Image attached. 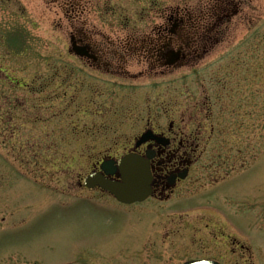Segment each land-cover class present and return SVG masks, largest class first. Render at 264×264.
Masks as SVG:
<instances>
[{"label":"rangeland","instance_id":"374dc122","mask_svg":"<svg viewBox=\"0 0 264 264\" xmlns=\"http://www.w3.org/2000/svg\"><path fill=\"white\" fill-rule=\"evenodd\" d=\"M157 1L195 17L200 12L209 16L223 0ZM226 14L217 44L189 80L191 87L213 89L231 60L238 61L237 69L246 76L253 75L250 87H244V95L250 92L252 100L240 109L251 113L249 121L243 114L240 125L245 164L224 175L223 170L213 173L214 166L209 169L202 160L184 184L194 186L172 202L121 205L108 195L84 190L81 179L106 150L114 151L113 157L123 152L129 135L140 128L134 111L115 116L110 99L100 109L87 99L77 101V77L88 83L96 74L77 68L70 56L69 30L32 29L25 14L0 9V70L25 80L21 71L29 60L59 56L47 62L45 110L38 103L30 106L34 102L25 91L14 93L20 106L4 109L3 97L14 95L0 88V264H180L193 258L217 259L222 254L213 247L227 252L232 245L226 235L243 247L241 264H264V0H233ZM56 64L62 68L53 78ZM148 83L144 78L142 92L149 91ZM87 95L84 88L81 99ZM252 144L253 151L248 148ZM217 146L212 140L207 150ZM220 178V183H234L211 188L217 182L212 180ZM227 193L235 197L234 205ZM225 213L236 232L217 221Z\"/></svg>","mask_w":264,"mask_h":264},{"label":"flooded vegetation","instance_id":"af4514ba","mask_svg":"<svg viewBox=\"0 0 264 264\" xmlns=\"http://www.w3.org/2000/svg\"><path fill=\"white\" fill-rule=\"evenodd\" d=\"M141 3L142 0H0V9L25 14L24 19L32 29L69 30L70 56L76 59L77 68L96 74L90 73L93 77L88 83L77 77L73 86V97L77 101L87 99L88 105L100 109L106 98L110 99L115 116L123 115L125 110L134 111V122L140 128L129 135L123 152L113 157L111 152L114 151L106 150L101 155L103 159L95 163L89 173L104 175L100 167L103 161L112 160L114 163L109 168L112 170L116 168L118 158L131 154L147 163L151 192L146 200L170 203L194 186L184 184L194 175L200 161L205 160L209 169L214 166L213 173L223 170L224 175L245 164L244 150L240 148V125L244 115L249 121L251 113H241L240 109L252 100L250 92L247 97L244 95V87L248 89L254 77L246 76L244 70L237 69L238 61L231 60L228 69L221 70V78L215 81L213 89L200 85L196 87L197 91L190 85L189 78L197 73L195 68L217 44L219 28L224 15L229 17L226 13L233 0L218 2L216 9L209 11V16L200 12L195 17L173 4L160 6L157 0H148L146 6ZM208 18L212 22H208ZM37 57L38 60H29L21 71L25 80L0 70L4 76L0 77V88L8 89L10 92L7 93L13 95L25 91L27 99H33L30 106L38 103L45 110L47 62L58 61L59 56ZM53 67V78H58L62 67L59 64ZM144 78L151 86L146 93L141 88ZM98 84L107 87L100 88ZM84 88L88 97L81 99ZM58 96L60 94L54 98ZM101 98L104 99L97 101ZM19 100L15 95L4 96L1 102L4 109H9L20 106ZM33 120L42 121V118L34 117ZM143 136L144 140H141ZM212 140L217 141V149L208 151L207 145ZM250 146L253 151V144L248 148ZM105 177L118 181V170ZM214 181L217 182L212 183ZM221 181L222 178L212 180L211 188L222 189L223 185L234 183ZM91 192L108 195L97 187ZM229 194L231 199L227 200L234 205L236 199ZM225 216L226 213L217 221L233 231ZM226 238L232 244L227 252L219 246L213 247L222 254L217 259L201 257L182 263L205 260L217 264H241L239 249L243 247L234 236L226 235Z\"/></svg>","mask_w":264,"mask_h":264},{"label":"water","instance_id":"95a60500","mask_svg":"<svg viewBox=\"0 0 264 264\" xmlns=\"http://www.w3.org/2000/svg\"><path fill=\"white\" fill-rule=\"evenodd\" d=\"M144 140V136L141 138ZM110 162L103 163L101 169L105 175H110L114 170H118L120 181L108 180L100 174L92 173L83 178L86 188L92 189L95 186L108 191L122 204H132L142 202L150 194V176L147 163L132 155H126L117 161L116 168L110 170ZM186 264H204L203 262H193Z\"/></svg>","mask_w":264,"mask_h":264}]
</instances>
